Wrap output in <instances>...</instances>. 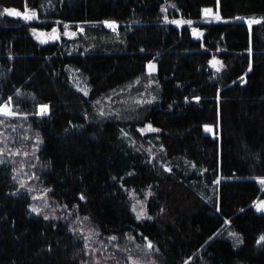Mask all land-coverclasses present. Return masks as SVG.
Instances as JSON below:
<instances>
[{"label": "trees", "instance_id": "1", "mask_svg": "<svg viewBox=\"0 0 264 264\" xmlns=\"http://www.w3.org/2000/svg\"><path fill=\"white\" fill-rule=\"evenodd\" d=\"M169 6L172 17L161 11ZM4 8L86 25L84 40L92 33L79 46L39 45L21 17L0 15V105L11 98L27 113L42 142L38 163L48 167L40 183L100 246L85 248L64 220L29 213L30 198L11 193L12 168L0 162V264H132L142 250L149 264H264V215L251 206L264 197V0H0ZM176 17L191 23L176 27ZM150 62L159 100L98 116L100 105L140 93L132 86ZM42 105L46 116L36 114ZM145 189L148 217L137 220L129 194Z\"/></svg>", "mask_w": 264, "mask_h": 264}, {"label": "rangeland", "instance_id": "2", "mask_svg": "<svg viewBox=\"0 0 264 264\" xmlns=\"http://www.w3.org/2000/svg\"><path fill=\"white\" fill-rule=\"evenodd\" d=\"M45 8L50 9L51 6H49L47 3L45 4ZM174 8V7H173ZM163 9V10H162ZM161 11L164 16H173V12H176L174 9H171L169 7L162 8ZM25 11H28L29 14L31 13V8H26ZM36 13V18L32 20H24L21 17V20H23L24 23L28 24V33L31 36V38L39 45H45L49 43L54 42H66L69 44H87V40H91L92 33L90 35L85 36L83 31L81 29H84L86 25L81 24H68L64 23L58 20H48V19H41L39 18L38 13ZM204 16H211V19H216V10H212L210 13H205ZM183 21L184 23H187L188 21H185L181 17H176L171 19L169 22L173 24L176 27H180L184 23H172L171 21ZM40 23V24H51L48 28H40L35 26L34 24ZM65 25L67 27H65ZM89 30L94 31L93 28L96 27L95 25H88ZM57 30V34L59 35V39L53 40L50 39L52 35V29ZM111 29V27H108ZM33 29H36V32L33 33ZM40 33H44V36H41ZM65 33H68L67 35ZM74 33V35H73ZM98 39L103 37L102 34L97 35ZM46 41V42H42ZM154 65V70L149 69V65ZM149 65L146 68V76L144 78V82L138 83L135 82L132 86L133 88H141L140 93L130 95L125 97L122 100V103L119 105H116L115 103L111 105V107H107L104 105H100L98 109V116H102L103 114H115L120 115L118 117H123L124 115L128 114L130 111V108H133L135 106H141L144 104L153 103L157 100H159L158 96V88L156 79L153 77V73L155 72V64L154 62H150ZM72 72V70H70ZM72 85L80 90L84 89L82 82L80 81L79 77L76 74H73L72 76ZM131 90V87L127 88ZM81 91V90H80ZM84 91H81L84 93ZM14 101V100H13ZM12 99H9V101L5 104H8L12 111L17 113L15 116H10L11 120L6 121V123H1L0 126V162L2 163H9L12 168V175H13V181L16 185V188L11 192L12 194H19V193H26V195L30 198V202L28 204V211L29 213H33L36 215H39L41 217L47 216L48 218H54L59 220H64V222H67L71 228H73L75 231H77L79 234H83V236H89L92 233H95L94 235H91V238L88 242L93 241L97 246H100V243H98L96 240L100 237L96 232L92 231L90 228L86 227L85 225H82V222L77 221L74 216L71 214H68L62 206L56 205L52 202L49 195L47 194L46 189L42 186L40 183V175L43 171L46 170L47 165L44 166L40 163H38L37 159V152L38 149L42 146V142L35 133L34 126L28 125L26 122V118L23 115H26L27 113L24 112H18L15 111V105ZM16 103V102H15ZM4 105V104H3ZM110 106V105H109ZM48 113V110L44 116H46ZM36 114L40 115V106L36 110ZM2 115V114H1ZM3 116L2 122L6 117L9 116ZM207 133H211V131H206ZM130 137V139H134L135 142L137 139L134 138L133 135L130 133H125V137ZM158 138L156 140H151L148 142V152L153 151V146L158 143ZM160 152L163 153V149H160ZM188 165V164H187ZM191 165H189L190 167ZM177 169H180V166H176ZM197 175L201 174L202 171H197ZM194 182H197L198 184L202 186L205 185L199 178H195ZM211 187L209 186V189ZM150 196V192L145 189L143 191L139 192H133L130 191L129 199H130V205H131V211L133 215L136 218L137 213H141V219H146L148 217L147 214V207L146 202ZM211 193L208 198H210ZM264 201V197L257 198L252 206V209L257 214L264 215V211H257L256 204ZM133 206H135L136 211H133ZM39 209V214L37 212H33V208ZM142 209V211H141ZM235 234L234 236L231 234ZM226 237L231 241L233 248L237 249L241 245V241L239 238L238 233L234 229H227L225 232ZM83 237V239H84ZM111 244V243H109ZM90 246V245H89ZM114 248V247H113ZM112 252V251H107ZM91 254V253H90ZM145 256L144 251L142 250V253L134 260L138 261L139 264H149L145 261H143V257ZM115 258V256H112ZM133 259H130V262L132 263ZM149 261L152 264V259L149 257Z\"/></svg>", "mask_w": 264, "mask_h": 264}, {"label": "snow or ice", "instance_id": "3", "mask_svg": "<svg viewBox=\"0 0 264 264\" xmlns=\"http://www.w3.org/2000/svg\"><path fill=\"white\" fill-rule=\"evenodd\" d=\"M173 7H175L174 5H172ZM163 10V9H162ZM205 11V13H210L211 12V9H205L204 10ZM3 14H8V15H11V16H16V17H22L24 20H32V19H34V18H36V13H35V11H31V13L29 14V12L28 11H25V12H20V11H18V10H16V9H11V8H4L3 9V12L2 13H0V15H3ZM220 17L217 15V17H216V19H219ZM165 19L167 20V17H165ZM238 19H242V18H238ZM172 23H176V24H179V23H184L183 21H171ZM260 21H258V20H249L248 21V24H249V27H251V25L253 24V23H259ZM104 24H106L108 27H111V28H114L115 27V22L114 21H104L103 22ZM187 23H191L190 21H188ZM65 27H67L66 25H65ZM33 31V33H35L36 32V29H33L32 30ZM81 31H83V29H81ZM66 35L68 34V33H65ZM40 35L41 36H44L45 34L44 33H40ZM73 35H74V33H73ZM50 39H53V40H57V39H59V35L57 34V30L54 28V29H52V35H51V37H50ZM42 42H46V41H42ZM249 51H251L250 49H249ZM215 62V61H214ZM215 63H218V62H215ZM251 67V66H250ZM149 69L150 70H154V65H149ZM81 91H84V89H80ZM84 94L85 95H87V92L86 91H84ZM11 99V98H10ZM196 99L197 100H199V97H196ZM47 110H48V105H42V106H40V115H44V114H46V112H47ZM0 114H2V115H4V116H15V115H17V113H15L14 111H12L11 110V108H10V106L8 105V104H4V105H0ZM146 128L148 129V130H150V131H156V129H153L152 128V126L149 124V125H147L146 126ZM205 130L206 131H211V128H209V126H207V125H205ZM140 131L141 132H143L144 131V129H140ZM170 171V170H169ZM257 180H258V183H260L261 185H264V177H259V178H257ZM215 182H217L218 183V181H215ZM85 197L83 196V194H81V196H80V199H84ZM256 207H257V211H264V201H261V202H259V203H257L256 204ZM32 211L33 212H37L38 214H39V209H37V208H33L32 209ZM133 211L135 212L136 211V208H135V206H133ZM141 211H142V209H141ZM142 217H141V213H137V215H136V219L137 220H140ZM150 218V217H149ZM45 219H48V217L47 216H45ZM85 220L87 219V217H85L84 218ZM95 233H92L91 235H94ZM91 235H89V236H85L84 237V241H85V248H88L89 247V243H88V241H89V239L91 238ZM231 235H235L234 233L233 234H231ZM145 240H147V237H145L144 238ZM109 240H111V241H115L116 240V237H110L109 238ZM261 242H264V235H261L260 237H259V239H258V241H257V243L259 244V243H261ZM146 247L148 248V249H152L153 248V245H152V243H151V241H148V243H147V245H146ZM131 259V258H130ZM132 264H139V262L138 261H136V260H132Z\"/></svg>", "mask_w": 264, "mask_h": 264}]
</instances>
